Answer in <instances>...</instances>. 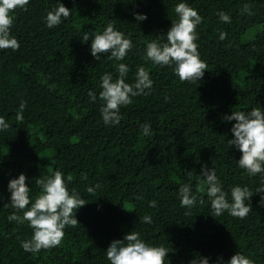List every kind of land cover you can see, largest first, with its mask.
<instances>
[{"label":"trees","instance_id":"obj_1","mask_svg":"<svg viewBox=\"0 0 264 264\" xmlns=\"http://www.w3.org/2000/svg\"><path fill=\"white\" fill-rule=\"evenodd\" d=\"M62 2L71 15L52 29L44 18L58 0H31L26 10L16 9L11 33L20 48L0 50V119L9 125L0 131V264H110L111 241L131 231L165 246L171 264L204 256L227 261L237 252L252 264H264L260 196L246 202L251 211L243 219L227 212L214 217L207 185L196 180L203 165L215 168L229 200L231 187L255 191L260 183L259 175L251 177L236 166L242 153L227 145L235 121L221 118L234 110H264V0H187L203 17L196 42L208 68L195 83L181 82L171 67L146 61L147 43L166 41L180 0ZM246 4L251 14L243 11ZM220 11L230 15L231 23L219 19ZM134 12L146 13L147 19L138 22ZM109 23L133 43L123 61L106 55L97 60L91 38L82 40ZM118 63L130 68L126 82L133 83L143 66L154 83L146 95L120 109L118 125L107 126L99 111V82L105 73L116 79ZM89 91L96 92L95 103ZM144 124L150 125L147 135ZM57 169L86 204L76 213L77 226L65 228L59 246L26 253L21 241L33 230L27 222L8 221L15 211L6 206L8 183L24 173L34 197L40 192L35 180ZM189 171L193 193L205 201L191 209L181 207L178 197ZM97 184L94 193L86 191ZM152 200L155 207H149ZM145 214L152 224L140 221Z\"/></svg>","mask_w":264,"mask_h":264},{"label":"clouds","instance_id":"obj_2","mask_svg":"<svg viewBox=\"0 0 264 264\" xmlns=\"http://www.w3.org/2000/svg\"><path fill=\"white\" fill-rule=\"evenodd\" d=\"M31 0H0V50L20 48L18 39L12 35L11 28L14 23L12 13L16 9H27ZM243 11L251 14L250 7L246 4ZM177 19L172 20V26L166 33V41H155L146 45V61L153 66L171 67L174 75L181 82L195 83L201 81L205 75L207 64L200 58L197 40L199 35L197 27L203 22V17L198 10L191 7L187 0H180L174 7ZM135 19L140 22L147 19L146 13L134 12ZM71 9L66 7L62 0L47 12L45 24L49 29L59 26L69 19ZM219 19L225 23H231L229 14L220 11ZM91 38V55L100 60L102 55L115 61H123L132 49L133 43L126 38L121 31L114 28L112 23L107 24L102 32L85 34L82 40L87 42ZM226 33L221 32L219 39L224 40ZM118 73L116 79L112 73L101 76L99 87L100 107L99 111L103 123L107 126H115L120 123L122 107L132 103V98L146 95L153 87V79L145 67L140 66L135 72L133 83L126 82L130 68L125 63L115 65ZM88 97L95 103L98 99L95 91H89ZM223 122L231 123L233 138L227 140L228 148L235 146L241 153L236 161V166L243 169L249 176L259 175L260 183L255 191L247 185H236L230 188L229 193L224 189L222 180L218 177L216 169H209L203 165L201 173L196 177L198 185H207V197L210 201V214L220 217L227 212L230 216L245 218L251 208L246 203L251 201L254 195L260 196L259 203L264 205V110L252 107L251 110H234L231 114L222 116ZM8 124L0 119V131L8 128ZM145 135L150 132V125H142ZM188 183L179 187L178 197L180 206L191 209L199 204H204L203 197H197L193 193L192 173H187ZM87 179L86 175L82 177ZM28 178L24 173L12 178L8 183V191L11 193L10 206L15 211L8 215L9 222H17L28 226L33 230L30 239L21 241V248L26 253L36 254L41 250L59 246L65 236L66 227H76L78 224L77 211L86 204L75 188L69 190L61 170L39 177L35 184L40 192L33 197L32 187L26 183ZM68 181L71 177L67 178ZM100 186H88L86 191L92 194ZM203 191L202 187L197 188ZM156 201L149 202V207H155ZM22 212L23 215H18ZM140 221L152 224L151 215L140 216ZM169 250L163 245L150 244L142 238L139 231H131L123 239H114L106 250V258L110 264H171L168 259ZM189 264H252V261L237 252L227 261L221 256L216 261L209 257L192 259Z\"/></svg>","mask_w":264,"mask_h":264}]
</instances>
